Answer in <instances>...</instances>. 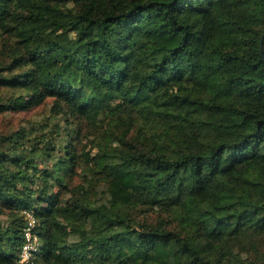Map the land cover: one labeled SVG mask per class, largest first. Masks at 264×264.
<instances>
[{
	"label": "trees",
	"instance_id": "16d2710c",
	"mask_svg": "<svg viewBox=\"0 0 264 264\" xmlns=\"http://www.w3.org/2000/svg\"><path fill=\"white\" fill-rule=\"evenodd\" d=\"M264 0H0V264H264ZM161 137L156 146L151 140Z\"/></svg>",
	"mask_w": 264,
	"mask_h": 264
},
{
	"label": "rangeland",
	"instance_id": "374dc122",
	"mask_svg": "<svg viewBox=\"0 0 264 264\" xmlns=\"http://www.w3.org/2000/svg\"><path fill=\"white\" fill-rule=\"evenodd\" d=\"M48 105H40L28 111L8 112L0 115V129L7 130L20 125H29L43 121L48 116ZM161 134H156L151 140V144L156 146ZM264 251V250H263Z\"/></svg>",
	"mask_w": 264,
	"mask_h": 264
},
{
	"label": "built area",
	"instance_id": "2783aa9c",
	"mask_svg": "<svg viewBox=\"0 0 264 264\" xmlns=\"http://www.w3.org/2000/svg\"><path fill=\"white\" fill-rule=\"evenodd\" d=\"M26 226L23 228V243L18 258L13 264H36V255L39 251V238L34 233L35 220L31 213H26Z\"/></svg>",
	"mask_w": 264,
	"mask_h": 264
},
{
	"label": "water",
	"instance_id": "95a60500",
	"mask_svg": "<svg viewBox=\"0 0 264 264\" xmlns=\"http://www.w3.org/2000/svg\"><path fill=\"white\" fill-rule=\"evenodd\" d=\"M263 37H264V33L262 34L261 41H262Z\"/></svg>",
	"mask_w": 264,
	"mask_h": 264
}]
</instances>
